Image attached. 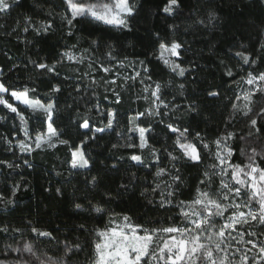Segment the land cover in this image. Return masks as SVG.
I'll return each instance as SVG.
<instances>
[{"label":"snow or ice","instance_id":"6c2138e0","mask_svg":"<svg viewBox=\"0 0 264 264\" xmlns=\"http://www.w3.org/2000/svg\"><path fill=\"white\" fill-rule=\"evenodd\" d=\"M224 2L159 0L141 55L112 33L137 29L142 0H0V38L27 50L0 64V264H264V0H229L259 15L220 49ZM205 55L220 83L190 90ZM101 141L113 162L97 169ZM61 149L66 219L39 227L37 203L17 224L25 173ZM137 191L147 211L112 207Z\"/></svg>","mask_w":264,"mask_h":264},{"label":"trees","instance_id":"16d2710c","mask_svg":"<svg viewBox=\"0 0 264 264\" xmlns=\"http://www.w3.org/2000/svg\"><path fill=\"white\" fill-rule=\"evenodd\" d=\"M144 3V9L141 12V15L137 17L138 25L137 29L130 34H122L119 32H114L112 35L118 40V46L127 47L129 42H134L136 44L135 51L139 54H143L147 50V45L151 40V31L159 30L163 27V18L150 17L147 15L149 11L155 10V4L159 2V0H142ZM219 3V0H218ZM222 15L227 18V31H222V33L217 34L218 47L220 49H227L230 47L234 41L238 38H244L246 42V38L249 35L250 29L247 28L245 22V16L248 13H254L257 16L259 15V10L255 7L246 10L245 16L237 15V10L234 9L233 4L229 2V0H225L224 3L221 4ZM3 21H0L2 23ZM91 29H86L89 31ZM235 33V34H234ZM59 37H57L58 39ZM52 41H49L48 44L43 45L41 55L48 54L51 52ZM195 47L200 48L202 45L197 44ZM10 50L11 55L16 57L17 59H22L23 55L26 54L27 50L23 45H17L14 40H9L7 38H0V64H4L5 58L3 56V51ZM35 51V50H34ZM129 51H132L129 49ZM207 51V49H205ZM190 56V54H189ZM198 62L202 67V71L198 70L195 75L198 77V84L189 85L191 89H198L202 91L206 87L213 86L215 84L220 83V73L219 70L215 67L213 62V58L205 55L202 58H198ZM128 101L125 100L123 107L121 108V112H124L128 108ZM59 123V121H58ZM101 147L96 148L91 155L96 160L97 169H103L105 164H110L113 162L112 158L109 156V153L106 151V142L101 141ZM64 156V150L61 149L55 155L53 154H41L36 156V163L38 165L37 169L32 172H26L25 175L27 179L30 181V188L27 192H21L19 194L20 206L16 210L15 213L12 214L10 219H15V222L19 224V217L27 214L30 210L35 209L37 203L40 205L41 213L37 217L35 212L33 211V219H39L41 221H47L49 218L52 220V224L49 225L47 223H41L39 227H49L54 226L56 222V216L59 214L61 219H66V214L71 209L69 207V201L72 199V185L64 183L62 177H55L54 174L50 171L54 164H57V157L61 159ZM103 161V163H101ZM45 172L48 173L45 176ZM79 179V178H77ZM51 180L52 185L54 186H63L64 191L66 193L65 199L63 201H58L53 193H47L44 191V188L48 186V181ZM73 183H76V180H73ZM2 186V184H0ZM82 187V185H79ZM139 193L135 192L130 197L125 198L124 203H120L117 201L112 207L116 209V211H120L122 209H131L137 212L147 211L146 209L140 208L137 202V197ZM92 225H90L91 227Z\"/></svg>","mask_w":264,"mask_h":264}]
</instances>
